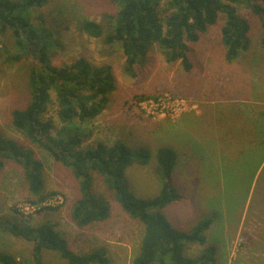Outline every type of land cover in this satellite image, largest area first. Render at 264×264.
I'll return each instance as SVG.
<instances>
[{"label": "rangeland", "instance_id": "374dc122", "mask_svg": "<svg viewBox=\"0 0 264 264\" xmlns=\"http://www.w3.org/2000/svg\"><path fill=\"white\" fill-rule=\"evenodd\" d=\"M245 19L250 30L249 49L227 62L221 30L227 17L201 34L197 42L186 40L188 71L181 60L168 62L157 45L150 47L146 62L132 73L120 44L87 36L80 28L85 20L113 32L122 9L119 0H48L32 8V24L51 34L48 63L66 69L83 58L93 68L110 67L116 80L103 112L87 122H63L59 99L50 92L43 122L52 125L51 136L67 141L79 133L85 150L99 143L125 142L130 148L149 152L147 166L134 164L125 179L138 199L151 200L162 189L157 152L170 148L177 154L172 185L180 199L162 210L177 230L192 231L210 222L207 245L215 249L216 264H264V31L261 20L245 2L223 0ZM160 17L166 27L175 12L169 0L160 1ZM0 61V132L32 149L44 165L43 195L29 191L24 168L3 160L0 169V252L13 254L23 264H37L33 243L10 233L9 227L25 229L49 222L79 255L103 251L108 264H133L145 234L144 225L123 211L103 177L93 172V194L110 205L104 221L78 227L71 219L81 198L79 181L38 145L31 144L12 126V112L24 108L30 98L29 74L42 67L36 51L18 62L7 57L18 49L8 34ZM180 108L173 110L175 106ZM78 129V130H75ZM72 130V131H70ZM204 247L189 246L185 256L198 257ZM41 264H68L54 252L44 251Z\"/></svg>", "mask_w": 264, "mask_h": 264}, {"label": "trees", "instance_id": "16d2710c", "mask_svg": "<svg viewBox=\"0 0 264 264\" xmlns=\"http://www.w3.org/2000/svg\"><path fill=\"white\" fill-rule=\"evenodd\" d=\"M160 1L119 0L122 9L113 32L105 33L100 24L89 20L83 21L80 28L87 36L103 39L107 45L120 44L127 59L126 70L131 73L137 65L146 62L149 49L154 44L166 53L168 62L181 60L190 71L193 66L187 57L186 40L197 42L201 34L217 23L220 13L227 17L221 30L226 61L234 62L249 49L248 22L237 14L234 7L223 4V0H169L175 12L168 17L166 27L160 17ZM230 1L245 2L260 18L264 31V0ZM47 3L48 0H0V61L5 46L3 39L9 34L19 51L17 55L7 57L9 61L20 62L31 55L33 49L43 64L42 67L35 64L32 68L29 74L31 98L24 108L12 112V126L31 144L38 145L62 166L70 168L79 181L81 198L73 206L72 221L82 228L109 217L108 201L92 192V173L97 172L123 211L145 227L140 251L133 264H216L215 249L207 245L205 236L210 228L209 221L199 223L190 232H183L175 229L162 213L164 208L180 199L172 185V175L178 163L174 150L163 148L157 152L162 189L157 197L143 200L130 192L125 174L134 164L147 166L150 162L148 151L132 149L121 140L112 146L99 143L81 150L79 133L69 135L67 141H57L51 136L52 125L42 119L50 103L51 91L58 94L59 117L63 122H87L103 112L109 94L115 90L116 80L110 67L93 68L83 58L61 70L48 63L51 34L35 27L29 18L32 8H42ZM4 159L15 161L24 168L31 194L43 195L44 163L36 158L32 149L0 132V169L4 166ZM7 230L33 243L37 264L42 263L44 251L58 254L68 264H108L101 250L86 255L73 252L49 222L33 228L13 226ZM192 245L204 247L196 258L185 256L186 249ZM0 264L23 263L13 254L0 252Z\"/></svg>", "mask_w": 264, "mask_h": 264}, {"label": "built area", "instance_id": "2783aa9c", "mask_svg": "<svg viewBox=\"0 0 264 264\" xmlns=\"http://www.w3.org/2000/svg\"><path fill=\"white\" fill-rule=\"evenodd\" d=\"M178 108H180V106H177L176 105L175 108H173V110H176L177 111Z\"/></svg>", "mask_w": 264, "mask_h": 264}, {"label": "water", "instance_id": "95a60500", "mask_svg": "<svg viewBox=\"0 0 264 264\" xmlns=\"http://www.w3.org/2000/svg\"><path fill=\"white\" fill-rule=\"evenodd\" d=\"M38 64H40V63L38 62Z\"/></svg>", "mask_w": 264, "mask_h": 264}]
</instances>
